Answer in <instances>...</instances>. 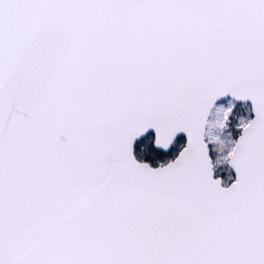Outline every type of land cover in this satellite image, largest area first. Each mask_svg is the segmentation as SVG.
Listing matches in <instances>:
<instances>
[{"label":"snow or ice","instance_id":"obj_1","mask_svg":"<svg viewBox=\"0 0 264 264\" xmlns=\"http://www.w3.org/2000/svg\"><path fill=\"white\" fill-rule=\"evenodd\" d=\"M0 264H264V0H0Z\"/></svg>","mask_w":264,"mask_h":264},{"label":"rangeland","instance_id":"obj_2","mask_svg":"<svg viewBox=\"0 0 264 264\" xmlns=\"http://www.w3.org/2000/svg\"><path fill=\"white\" fill-rule=\"evenodd\" d=\"M240 104L244 106L235 110L236 103L229 97L217 102L208 116L209 119L205 127V135L209 143V150L214 164V174H216L217 177L221 176L224 185H228V183L234 179V174L229 169L228 163L224 159L228 145L231 141H235L234 131L240 129L239 125L241 121L250 119L251 114L249 104ZM230 105L233 106L230 121L226 126L221 127L222 113L220 109L227 108ZM148 141H150L149 138H147L146 142ZM176 142H174V144ZM223 174H225V176H223Z\"/></svg>","mask_w":264,"mask_h":264},{"label":"trees","instance_id":"obj_3","mask_svg":"<svg viewBox=\"0 0 264 264\" xmlns=\"http://www.w3.org/2000/svg\"><path fill=\"white\" fill-rule=\"evenodd\" d=\"M241 106H244L242 104H236V109H239ZM252 115H250L251 118ZM241 129V128H240ZM240 129H237L234 131V139L236 140V137L238 136ZM147 138H149L150 141L146 142ZM176 145L173 147V149L168 152H160L157 151L152 142V134L147 135L146 137L142 138L137 142V144L134 147V154H136V157L139 160L147 161L151 165L157 166L159 163H162L164 161H168L176 154L179 148H181L184 144L183 139L180 137L176 140ZM225 176V174H223ZM232 176V175H231Z\"/></svg>","mask_w":264,"mask_h":264},{"label":"water","instance_id":"obj_4","mask_svg":"<svg viewBox=\"0 0 264 264\" xmlns=\"http://www.w3.org/2000/svg\"><path fill=\"white\" fill-rule=\"evenodd\" d=\"M227 97H230V98H232L236 103H247V104H249L250 105V107H251V115H252V117L254 116V112L252 111V104H251V101L250 100H238V99H236V98H234V97H232L230 94L229 95H226V96H224V97H221V98H218V100L216 101V102H218V101H221V100H223V99H226ZM150 132H152L153 133V137L155 136V133H154V130H152V129H149L145 134H143L141 137H143L144 135H146L147 133H150ZM241 132H242V129H241V131H240V134H241ZM239 134V135H240ZM141 137H138L135 141H134V144H135V142L137 141V140H139V138H141ZM178 137H182L183 138V141H184V146L186 145V142H187V137H186V135L184 134V133H178L177 134V136H176V138H178ZM239 137V136H238ZM238 137L236 138V139H238ZM176 138H174V140L176 139ZM174 140H173V142H174ZM153 141H154V138H153ZM183 146V147H184ZM173 147V143L169 146V148L167 149V150H165V149H163V148H158V147H154L156 150H158V151H163V152H167V151H169L171 148ZM183 147L177 152V154L174 156V158L173 159H175L176 158V156L177 155H179V152L183 149ZM135 155V154H134ZM166 164V163H165ZM152 166V165H151ZM154 167V166H153ZM228 167L230 168V170L232 171V173H234V178H235V171H234V169L228 164ZM219 179H221V178H219ZM221 182H222V179H221ZM231 183H232V181H231ZM230 183V184H231ZM229 184V185H230ZM224 186V185H223Z\"/></svg>","mask_w":264,"mask_h":264},{"label":"clouds","instance_id":"obj_5","mask_svg":"<svg viewBox=\"0 0 264 264\" xmlns=\"http://www.w3.org/2000/svg\"><path fill=\"white\" fill-rule=\"evenodd\" d=\"M221 123H222V121H221Z\"/></svg>","mask_w":264,"mask_h":264}]
</instances>
